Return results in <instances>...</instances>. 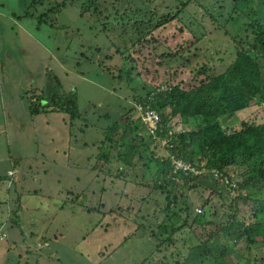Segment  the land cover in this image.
<instances>
[{
	"label": "rangeland",
	"instance_id": "rangeland-1",
	"mask_svg": "<svg viewBox=\"0 0 264 264\" xmlns=\"http://www.w3.org/2000/svg\"><path fill=\"white\" fill-rule=\"evenodd\" d=\"M26 1L0 0V264H214V243L264 264V162L244 152L263 140L264 0ZM173 88L205 98L190 122L160 108ZM215 129L233 137L213 147Z\"/></svg>",
	"mask_w": 264,
	"mask_h": 264
},
{
	"label": "trees",
	"instance_id": "trees-1",
	"mask_svg": "<svg viewBox=\"0 0 264 264\" xmlns=\"http://www.w3.org/2000/svg\"><path fill=\"white\" fill-rule=\"evenodd\" d=\"M23 1H26V0H23ZM26 2H28V1H26ZM40 18L43 21V16L40 17ZM257 24L259 25L258 28H260V24L258 23V20H257ZM254 25L255 24H252L251 26H254ZM263 28H264V26H263ZM259 31H260V33L257 36L254 44L253 43H250L249 44L248 52H249L250 48H252L253 45H256L257 46V50L255 51V53L256 52L257 53H263V55H264V30H260L259 29ZM245 54L246 53L241 54L238 57L236 63L233 64L232 68L237 72V74L242 75V77L246 81H248V80L250 81V83L249 82H245V83H248V85H251V86H254V87H256L255 86V84H256L257 87H258V82L260 83L261 80L258 81L256 72L251 71V68L252 67L254 68V65L257 62L256 59H254L256 57V55H255L254 58H251L248 54H247V57H246ZM209 88H210V90H214L215 89V86L214 85H210ZM221 88H223L225 94H229L228 89L226 88V86H223ZM200 95H201V93H197V92H194V93H191V94H185V93H182L181 91H179L178 88H173V89H171L170 92H167L166 93V96L164 94L163 95H160V98H161V106H160V108H166V107H168L169 109H171L173 111V113H179L181 115V118H182L183 121L190 122V120L192 118H196V115L199 112H201L202 109H203V105H202L203 102L201 101V99L205 100V98L204 97H201ZM155 96H156V93L150 92V93H148L144 97L143 100L142 99H140V100L142 102L144 101L143 104L146 107L149 106L152 109H156V110L159 111V106H157V103L155 101ZM214 98H215V96L214 97H211V98H208V100H207L208 105L214 100ZM67 100H69V99H67ZM51 101L52 102H55V99H53ZM226 101L232 102V104L235 105L236 104V101H237V97H235L233 95H230L229 97L226 96ZM68 103H70V102H68ZM39 104H40V107H44V112H48L49 111V109H46L49 106V99L48 98L41 99L39 101ZM61 104L63 105L62 106L63 108L64 107H67V103L66 102H61ZM36 111H38V110H36ZM51 115H53V113H46V116H51ZM120 123H121L120 125H122V121ZM164 124H165V122L164 121H161L160 125L162 127L164 126ZM127 125H131V123L130 122H127ZM130 127H132V125ZM136 129H137V127H135V130ZM119 130H120V128H119V123H118V126L115 125L114 127H112L110 129V131L108 132L106 138L107 139H110L111 142H114L115 145H117L120 148V151H122L118 155L120 158L122 157V158L129 159L131 157V154H130L131 148H130L129 145H127V142L128 141L125 142L122 146H120L114 140H112V137L117 132H119ZM215 133H216V136L213 135V130H212V133H210L209 136L212 137L210 139L211 140L210 141V144H212L213 147L216 146V148L217 147H221L218 143H223L222 140L229 141L230 138L233 137V136H230V135L226 136L225 134H223V132L219 131L218 129H215ZM192 135L194 136V133H192ZM252 136H258V137H260L263 140L262 141L253 140L251 142V146H250L249 152L244 151V147L243 146H240L238 148H240L245 153H249V156L251 158H254V157L256 159L261 158V162H264V125L260 126L256 130H254L252 132ZM183 137H184V134L181 135V138H183ZM245 137L246 136H244V139H245ZM244 139L241 141L240 144H242V145L246 144V141H244ZM153 140L154 139H152V141L150 142V144L152 142L154 143L155 140L154 141ZM193 156H194V153L191 152V153L188 154L187 158L188 159H191ZM33 157H34L33 160L37 162L38 161V158L36 156H33ZM190 173L191 172H188L187 174H190ZM16 177H18V176H16V175L15 176H12V174L11 175L8 174L9 181L12 184V187H13V194H15V198L19 201V199L21 197L20 196V189H23L24 186L21 185V184H20V186L18 185V179H16ZM257 178L258 179H262V181H263L262 183L264 185V178L262 177V175L257 176ZM257 178L254 177L252 179V181L255 182ZM6 203H8V202L6 201ZM257 210L259 211V213H264V207H262L260 210L259 209H257ZM186 223L187 222L185 221V224ZM182 227H183V225H182ZM254 227L258 228V227H260V225L259 224H255ZM214 244H216V245H212V244H206V245L210 249L213 248L214 251L219 252L222 255H226L227 254V253H225L223 251V248L222 249H219L218 248V247H220V246H218V243H214ZM220 254L215 255L216 262L214 264H227V260H224L220 256Z\"/></svg>",
	"mask_w": 264,
	"mask_h": 264
},
{
	"label": "built area",
	"instance_id": "built-area-1",
	"mask_svg": "<svg viewBox=\"0 0 264 264\" xmlns=\"http://www.w3.org/2000/svg\"><path fill=\"white\" fill-rule=\"evenodd\" d=\"M137 110L141 114L142 113H147V117L149 118L150 125L152 127L157 126V123L159 122L160 119H159V116L157 114L158 111L156 109H152L151 108V110L143 112L144 111V107L142 105H140V106H138ZM0 240H2L1 234H0Z\"/></svg>",
	"mask_w": 264,
	"mask_h": 264
},
{
	"label": "crops",
	"instance_id": "crops-1",
	"mask_svg": "<svg viewBox=\"0 0 264 264\" xmlns=\"http://www.w3.org/2000/svg\"><path fill=\"white\" fill-rule=\"evenodd\" d=\"M30 94H31V93H30ZM44 105H45V104H44ZM59 160H61V159H59ZM53 161L56 163L57 160L54 159ZM21 167H22V166H19L18 169H21ZM41 175H42V178H41V179L46 180L45 177L47 176V173H43V174H41ZM32 176H33V174H32ZM26 177H28V176H27V175L24 176V179H26ZM33 178H35V177L33 176ZM24 179H23V180H24ZM24 181H25V180H24ZM25 183H26V181H25ZM25 183H23L24 186L27 185V184H25ZM39 202H42V201H39ZM60 208H61V212H63V211H64L63 206H61Z\"/></svg>",
	"mask_w": 264,
	"mask_h": 264
},
{
	"label": "clouds",
	"instance_id": "clouds-1",
	"mask_svg": "<svg viewBox=\"0 0 264 264\" xmlns=\"http://www.w3.org/2000/svg\"><path fill=\"white\" fill-rule=\"evenodd\" d=\"M158 141H160V139L158 140ZM158 141H156V142H158ZM178 173H180V172H178ZM9 175H11V174H9ZM14 174H12V176H13Z\"/></svg>",
	"mask_w": 264,
	"mask_h": 264
}]
</instances>
